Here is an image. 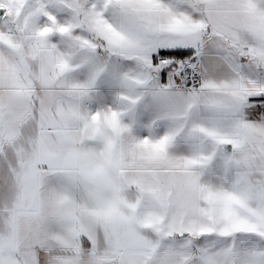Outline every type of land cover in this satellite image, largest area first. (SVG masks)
<instances>
[{
    "label": "snow or ice",
    "instance_id": "obj_1",
    "mask_svg": "<svg viewBox=\"0 0 264 264\" xmlns=\"http://www.w3.org/2000/svg\"><path fill=\"white\" fill-rule=\"evenodd\" d=\"M0 264H264V0H0Z\"/></svg>",
    "mask_w": 264,
    "mask_h": 264
}]
</instances>
